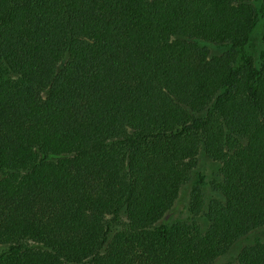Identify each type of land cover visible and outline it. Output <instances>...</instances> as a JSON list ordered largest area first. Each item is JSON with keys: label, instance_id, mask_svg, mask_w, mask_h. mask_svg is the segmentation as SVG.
Wrapping results in <instances>:
<instances>
[{"label": "trees", "instance_id": "trees-1", "mask_svg": "<svg viewBox=\"0 0 264 264\" xmlns=\"http://www.w3.org/2000/svg\"><path fill=\"white\" fill-rule=\"evenodd\" d=\"M262 231L264 0H0V264H264Z\"/></svg>", "mask_w": 264, "mask_h": 264}, {"label": "rangeland", "instance_id": "rangeland-1", "mask_svg": "<svg viewBox=\"0 0 264 264\" xmlns=\"http://www.w3.org/2000/svg\"><path fill=\"white\" fill-rule=\"evenodd\" d=\"M256 42L255 37L248 48L249 51L255 47ZM219 166V163L210 159L204 157L199 159L197 166L191 172V181L181 188L179 198L177 199L171 214L167 218L168 223L172 224L173 222H177L179 220L188 219L190 193L194 187H200L206 200H210L215 195L213 184L218 177L217 172L219 170ZM203 225H207V221L205 219H203ZM257 235L264 240V231L258 233ZM232 254L236 255L237 251H233Z\"/></svg>", "mask_w": 264, "mask_h": 264}]
</instances>
